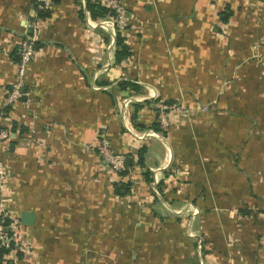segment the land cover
Here are the masks:
<instances>
[{
	"label": "rangeland",
	"instance_id": "rangeland-1",
	"mask_svg": "<svg viewBox=\"0 0 264 264\" xmlns=\"http://www.w3.org/2000/svg\"><path fill=\"white\" fill-rule=\"evenodd\" d=\"M101 1L110 13L92 19L86 11L79 22L82 33L87 28L93 31L84 37L90 41L96 39L94 33L98 35L107 54V60L93 69L92 88L100 89L101 83L108 82L99 79L100 73L113 82L133 78L139 87L123 94L116 92V85L102 90L109 95V116L116 119L113 128L119 133L113 135L109 125L102 124L91 142L79 144L78 151L93 156L92 191L87 198L92 208L84 210L85 196L78 191L74 203L78 207L69 212L78 222L68 226L78 236L49 240L45 254L36 230L30 232L27 226L36 227L40 217L37 209L9 202L6 185L11 167L6 158L14 147L24 145L35 158L46 161L47 146L39 139L52 135L53 121L41 118L36 80L28 79L33 61L41 55L43 40L52 39L44 31L53 0L38 9L49 11L48 17L40 18L32 10L22 17L21 26L13 27L0 39V50H14L16 57L10 82L0 95V164L5 171L0 178V249H6L0 255V264H58V249L71 253L61 255L60 264H69L70 260L71 264H264V190H252L253 186L264 188V154H260L264 141L251 142L252 137H264L261 44L249 36L247 43L252 41L251 46H224L226 62L222 64L218 93L204 96L199 94L196 81L174 80L168 74L171 68L179 70L180 46L169 41L166 33L149 43L142 38L148 23L163 25L164 17L158 20L151 15L152 22L144 20L133 6L150 1L155 4L154 0ZM38 3L33 0L34 8ZM210 9L216 13L222 9L221 2L211 0ZM248 18L257 24L254 11H248ZM235 20L230 16L227 23L219 22L224 35L230 33ZM112 23L131 44L134 36L141 38V43L132 47L135 52L120 65L113 57L118 29ZM25 40L32 41L33 52L25 64L21 90L14 97L13 84L20 81L19 46ZM154 58L164 61L160 67L166 78L154 74ZM151 104L157 113L155 121L150 126L140 125L136 106L148 108ZM214 107L221 115L216 125ZM12 127L16 131L12 132ZM102 138L108 140V155L113 151L125 157L124 167L117 168L108 158L105 160ZM144 146L143 167L138 161ZM149 154L154 156L153 161L147 158ZM124 183H131L130 191L117 194L115 185L124 191ZM101 231L108 238L99 239Z\"/></svg>",
	"mask_w": 264,
	"mask_h": 264
},
{
	"label": "crops",
	"instance_id": "crops-1",
	"mask_svg": "<svg viewBox=\"0 0 264 264\" xmlns=\"http://www.w3.org/2000/svg\"><path fill=\"white\" fill-rule=\"evenodd\" d=\"M154 1L155 4L150 1L133 6L144 20L151 19L152 22L151 15L158 17V20L164 17L163 25L148 23L142 38L149 43L166 33L169 41L175 46H180V59L176 60L179 70L171 68L168 74L174 80L181 79L187 83L196 81L199 94L217 95L222 79V64L226 62L223 61L224 46H251L252 41L248 42L249 45L247 43L250 36L251 39L258 40L264 52V0H216L222 5V9L216 13L210 9L211 0ZM84 4L85 0H53V9L44 31L52 39L43 40L41 55L33 61V68L29 73V82L36 80V94L40 97L37 106L41 118L53 121L52 135H49V138L41 137L39 140L47 146L46 161H54L56 165L38 160L32 155L31 149L24 145L14 147L6 158L11 167V175L6 185L10 192L9 202L20 203L21 208L26 207L28 210L29 207L37 209L40 217L34 222L36 227L34 224L27 226L30 232L34 233L36 230V238L42 241L43 254L46 250L45 243L48 244L49 240L63 241L78 236L74 229L70 231L68 227L78 222L69 216V212L73 207H78L74 204L77 203L78 191H82L85 196L82 202L86 205L84 210L87 206L92 208L87 198H90L92 191L90 177L94 170L93 156L78 151V146L91 142L96 129L102 128V124L109 125L112 134L118 135L117 129L113 128L116 119L110 118L107 108L109 95L102 90L116 85L119 89L117 93L126 92L119 87L121 79L113 82L110 76L102 73L98 75L99 79L108 82L101 83L100 89H95L96 91L92 88L95 73L93 69L98 63L103 64L107 60V54L104 45L98 40V35L94 33L96 39L90 41L84 37L90 36L92 29H84L82 33L78 11ZM227 5L230 8H226ZM32 6L33 0H0V39H3L5 33L15 29L13 27L21 26L24 15L32 10L36 13ZM226 9L237 19L228 33L229 36L224 35V29L219 24L224 22L222 13ZM249 10L256 13L257 24L249 20ZM84 12L86 15V10ZM248 30L254 31L251 33ZM140 41L141 38L136 35L132 44L128 40L127 43L132 49L133 45H139ZM132 51L135 52V49ZM113 57L116 58L115 53ZM15 59L14 50H0V95L10 82ZM124 61L117 64L120 65ZM163 64L164 61L160 58H154L151 68L155 75L166 78V73L160 67ZM130 80L135 81L133 78ZM213 110V124L216 125L221 115L216 113V107ZM155 116L156 111L152 104L138 112V120L145 125L153 122ZM260 139L264 141V137H252V145ZM260 154H264V148ZM153 157L149 154L147 158L153 161ZM252 190L262 193L264 188L258 186L255 189L253 186ZM79 219L83 218L79 216ZM79 234L80 237L84 236L82 232ZM98 238H108L107 233L101 231ZM58 250L60 259L57 258V263L60 264L61 255L64 257L70 251ZM71 262L70 260L69 264Z\"/></svg>",
	"mask_w": 264,
	"mask_h": 264
},
{
	"label": "trees",
	"instance_id": "trees-1",
	"mask_svg": "<svg viewBox=\"0 0 264 264\" xmlns=\"http://www.w3.org/2000/svg\"><path fill=\"white\" fill-rule=\"evenodd\" d=\"M34 5V4H33ZM226 8H230L229 5H227ZM35 11H36V14L40 17V18H46L49 16V11H41V10H38L36 7L34 8ZM84 10H86L89 14V16L92 18V19H96L98 17H103L105 16L108 12L110 13L109 9L104 5L102 4L101 2H99L98 0H85V4L83 7H80L79 11H78V16L80 18H84L85 17V12ZM231 12L230 11H227V9L222 13V20L224 22H228L230 16H231ZM116 45H117V49H116V52H115V56H116V61L117 63H120L126 59H128L129 57H131V55L133 54V51L131 49V46L127 43V38L125 37L124 33H122V31L120 29H118V32L116 34ZM119 87L122 89V90H128V89H132V90H136L139 86L137 85L136 82L134 81H131L129 79H124L122 81H120L119 83ZM143 107L141 105H137L136 106V109H135V114L138 115V112L140 109H142ZM155 110V108H154ZM156 111V110H155ZM157 114V113H156ZM155 121V118L153 120V122ZM139 124L140 125H143V126H150L151 124L149 125H145L144 123L140 122L138 120ZM156 125V123H154ZM12 132L13 131H16V128L12 127ZM147 150L146 146L142 147L141 148V154H139V165L143 166L144 167V157H143V153ZM146 175H148V171H145ZM124 185L126 186L125 187V190L122 191V187H120L118 184L115 185V192L117 194H121V195H125L127 194L129 191H130V185L131 183H124ZM6 249L1 247L0 249V255L3 254V252L5 251Z\"/></svg>",
	"mask_w": 264,
	"mask_h": 264
},
{
	"label": "built area",
	"instance_id": "built-area-1",
	"mask_svg": "<svg viewBox=\"0 0 264 264\" xmlns=\"http://www.w3.org/2000/svg\"><path fill=\"white\" fill-rule=\"evenodd\" d=\"M38 1L40 3L37 4V9H41V8L46 7L47 6V3L48 2H51L52 0H38ZM98 1L99 2H103L101 0H98ZM119 16L122 17V15H119ZM113 27H115V29L116 28L118 29V27H117L116 24H113ZM32 52H33V43H32V41L25 40V41H23L20 44V46H19V54H20V60H19L20 81H19V84H17V83L16 84H13L12 96H14V97H16L17 94H18V91L21 90V86H20L22 84L21 83L22 82L21 77L24 74L25 64L29 60L30 55L32 54ZM0 138H1V135H0ZM100 142L102 143L101 152H103V154L105 156V160H108L109 159L113 163V165H115L117 168L124 167L125 166V164H124L125 163V157H122L119 154H116L115 155V154H113V151H110L111 153H110V155H108V153H107V151L109 150V148H108L109 147L108 140L106 138L105 139L102 138ZM102 149L105 151V153H104V151ZM113 155H115V156H113ZM4 176H5V171H4L3 167H2V165L0 164V178H3ZM8 240L10 241L9 238H8Z\"/></svg>",
	"mask_w": 264,
	"mask_h": 264
},
{
	"label": "water",
	"instance_id": "water-1",
	"mask_svg": "<svg viewBox=\"0 0 264 264\" xmlns=\"http://www.w3.org/2000/svg\"><path fill=\"white\" fill-rule=\"evenodd\" d=\"M130 164H131V159L130 158L126 159V165L129 166Z\"/></svg>",
	"mask_w": 264,
	"mask_h": 264
}]
</instances>
